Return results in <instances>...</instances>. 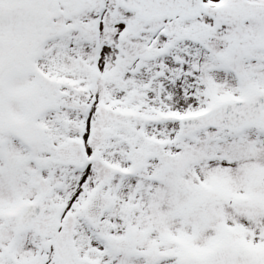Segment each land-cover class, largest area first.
<instances>
[{"label": "snow or ice", "instance_id": "6c2138e0", "mask_svg": "<svg viewBox=\"0 0 264 264\" xmlns=\"http://www.w3.org/2000/svg\"><path fill=\"white\" fill-rule=\"evenodd\" d=\"M0 264H264V0H0Z\"/></svg>", "mask_w": 264, "mask_h": 264}]
</instances>
